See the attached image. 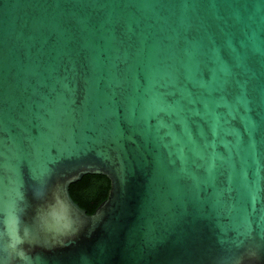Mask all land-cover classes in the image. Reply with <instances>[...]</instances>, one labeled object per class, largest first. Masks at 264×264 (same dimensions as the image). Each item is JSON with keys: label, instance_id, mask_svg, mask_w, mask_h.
<instances>
[{"label": "water", "instance_id": "water-1", "mask_svg": "<svg viewBox=\"0 0 264 264\" xmlns=\"http://www.w3.org/2000/svg\"><path fill=\"white\" fill-rule=\"evenodd\" d=\"M0 264H264V0H0Z\"/></svg>", "mask_w": 264, "mask_h": 264}, {"label": "trees", "instance_id": "trees-1", "mask_svg": "<svg viewBox=\"0 0 264 264\" xmlns=\"http://www.w3.org/2000/svg\"><path fill=\"white\" fill-rule=\"evenodd\" d=\"M109 180L100 173H85L74 182L69 183L68 193L80 207L90 213L106 196Z\"/></svg>", "mask_w": 264, "mask_h": 264}, {"label": "snow or ice", "instance_id": "snow-or-ice-1", "mask_svg": "<svg viewBox=\"0 0 264 264\" xmlns=\"http://www.w3.org/2000/svg\"><path fill=\"white\" fill-rule=\"evenodd\" d=\"M8 222H9V225H10V232H11V224L14 222V218L10 215L9 218H8ZM12 235H13V239H15V234L14 232H12Z\"/></svg>", "mask_w": 264, "mask_h": 264}]
</instances>
